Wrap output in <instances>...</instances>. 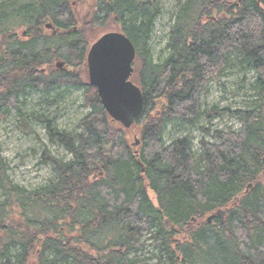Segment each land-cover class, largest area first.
Listing matches in <instances>:
<instances>
[{"label": "trees", "instance_id": "1", "mask_svg": "<svg viewBox=\"0 0 264 264\" xmlns=\"http://www.w3.org/2000/svg\"><path fill=\"white\" fill-rule=\"evenodd\" d=\"M161 11L160 0H94L85 16L71 0L0 1V120L15 111L26 121L21 100L58 88L82 89L89 109L72 131L37 117L49 144L71 156L43 149L53 173L43 186L12 183L0 148V264H133L144 238L156 264H264V0H176L155 62L149 41ZM110 19L136 51L143 109L131 144L82 80L85 34ZM232 59L253 74L255 102L203 110ZM224 115L240 130L201 128L197 152L189 135L163 140L170 123L195 128Z\"/></svg>", "mask_w": 264, "mask_h": 264}, {"label": "rangeland", "instance_id": "2", "mask_svg": "<svg viewBox=\"0 0 264 264\" xmlns=\"http://www.w3.org/2000/svg\"><path fill=\"white\" fill-rule=\"evenodd\" d=\"M1 1V0H0ZM3 1V0H2ZM73 2L76 10L81 16L88 14L94 0H80ZM162 11L157 18L149 47L155 62L159 60V54L164 49L167 40V33L171 26V16L176 9V0H160ZM48 34L51 30H46ZM121 32L118 25L108 20L104 27L98 26L85 34V42L88 48L103 34ZM224 72V75L215 82H210L207 87V94L201 97L203 110L211 107L229 108L230 110H246L255 102V92L252 88L254 77L252 73L243 74L236 61ZM84 83L88 84L87 72L83 68ZM133 82L135 83L134 79ZM136 84V83H135ZM137 85V84H136ZM84 91L82 89L58 88L47 93H29L20 108L21 114L26 121L22 122L21 117L15 111L11 112L5 119L0 120V148L1 156L8 166V177L12 183L26 189H35L50 182L53 173L49 165L43 164L42 153L46 147L51 156L58 160L68 161L71 156L61 147L51 145L46 137V125L39 123L36 119L40 116H47L51 124L58 129L72 131L78 121L84 117L89 109L84 107ZM211 128L212 131L223 130L238 132L239 122L232 116L224 115L208 124L201 118L195 128L174 122L166 126L163 140L166 144L172 140L190 136L193 138V151L197 152V142L201 136V128ZM138 128L132 127L126 131L127 143L133 142L137 135ZM208 140H211L207 137ZM137 147V146H136ZM264 180V179H263ZM155 204L154 196L150 194ZM145 247L139 253L129 255L133 264H156L157 251L149 245L147 238H144Z\"/></svg>", "mask_w": 264, "mask_h": 264}, {"label": "water", "instance_id": "3", "mask_svg": "<svg viewBox=\"0 0 264 264\" xmlns=\"http://www.w3.org/2000/svg\"><path fill=\"white\" fill-rule=\"evenodd\" d=\"M46 29H52V26L47 24ZM57 31L53 30L52 35L55 36ZM135 57L133 44L120 32L102 35L89 48L86 55L88 84L96 89L97 97L106 115L124 130L132 129L143 109L141 90L131 80ZM62 65L58 63L57 67ZM67 70L70 68L68 67ZM158 103L161 104V102ZM162 108L165 109V106ZM138 144L136 140L134 146ZM110 149L111 142L104 147L106 154ZM107 158L108 155H106ZM217 215L222 221L224 212L218 211ZM212 217H208L206 221L210 223ZM179 229H182V226H179Z\"/></svg>", "mask_w": 264, "mask_h": 264}, {"label": "flooded vegetation", "instance_id": "4", "mask_svg": "<svg viewBox=\"0 0 264 264\" xmlns=\"http://www.w3.org/2000/svg\"><path fill=\"white\" fill-rule=\"evenodd\" d=\"M98 39H99V38H98ZM98 39H97V40H98ZM97 40H96V41H97ZM96 41H95V42H96ZM90 47H91V46H90ZM90 47H89V48H90ZM89 48H88V45H87L86 55H87V52H88ZM86 55H85V61H84V68H86ZM58 62L63 64V65H62L61 67H59V68L57 67ZM58 62H56V63L54 64V67H56L57 70H60V71H61V70H63V69H68V67L70 68V66H67L64 62H60V61H58ZM263 179H264V178H263ZM262 183H263V185H264V180H263Z\"/></svg>", "mask_w": 264, "mask_h": 264}, {"label": "bare ground", "instance_id": "5", "mask_svg": "<svg viewBox=\"0 0 264 264\" xmlns=\"http://www.w3.org/2000/svg\"><path fill=\"white\" fill-rule=\"evenodd\" d=\"M107 155V154H106ZM106 157V156H105Z\"/></svg>", "mask_w": 264, "mask_h": 264}]
</instances>
